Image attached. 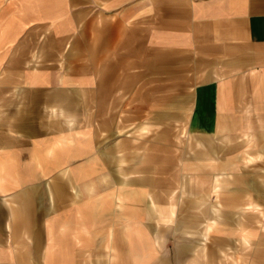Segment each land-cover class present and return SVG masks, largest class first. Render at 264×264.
<instances>
[{
    "label": "crops",
    "instance_id": "1",
    "mask_svg": "<svg viewBox=\"0 0 264 264\" xmlns=\"http://www.w3.org/2000/svg\"><path fill=\"white\" fill-rule=\"evenodd\" d=\"M149 52L203 65L187 128L213 137L217 163L117 144V62ZM249 149L264 151V0H0V264L254 252L264 184L237 160Z\"/></svg>",
    "mask_w": 264,
    "mask_h": 264
},
{
    "label": "rangeland",
    "instance_id": "2",
    "mask_svg": "<svg viewBox=\"0 0 264 264\" xmlns=\"http://www.w3.org/2000/svg\"><path fill=\"white\" fill-rule=\"evenodd\" d=\"M117 69V73H126L116 77L117 144L118 139L125 138L126 147L143 154L158 145L164 150L163 160H178L179 168L187 165L189 155L204 156L205 150L209 153L208 162H218L219 152L208 147L215 143L213 137H203L208 139L205 146V141L197 140L187 128L192 90L197 83L210 78L204 74L206 70L201 63L186 53L161 56L149 52L145 59L132 53L131 60L117 62ZM209 149L214 151L210 154ZM251 149L241 152L237 160L244 163V169L255 171L256 178L264 184V151ZM168 150H174L178 157L166 156ZM262 213L258 223L263 233L255 244V251L245 242H233L222 248L213 244L211 264H264V209Z\"/></svg>",
    "mask_w": 264,
    "mask_h": 264
}]
</instances>
